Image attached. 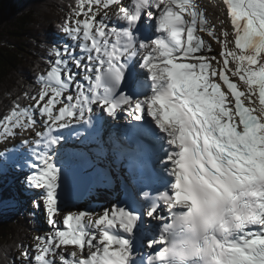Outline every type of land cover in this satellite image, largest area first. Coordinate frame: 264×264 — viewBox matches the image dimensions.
I'll return each mask as SVG.
<instances>
[{"label":"snow or ice","instance_id":"snow-or-ice-1","mask_svg":"<svg viewBox=\"0 0 264 264\" xmlns=\"http://www.w3.org/2000/svg\"><path fill=\"white\" fill-rule=\"evenodd\" d=\"M222 4L217 25L198 0H73L34 91L0 115L49 229L0 264H264V0ZM100 114L161 145L164 184L140 209L60 206L63 130Z\"/></svg>","mask_w":264,"mask_h":264},{"label":"trees","instance_id":"trees-1","mask_svg":"<svg viewBox=\"0 0 264 264\" xmlns=\"http://www.w3.org/2000/svg\"><path fill=\"white\" fill-rule=\"evenodd\" d=\"M72 2L0 0V115L22 90L34 91L35 77L45 68L47 48L57 42L59 25ZM7 192L3 189L0 195ZM39 225L38 218L24 215L0 219V261L4 249L15 253L18 242L29 244Z\"/></svg>","mask_w":264,"mask_h":264},{"label":"bare ground","instance_id":"bare-ground-1","mask_svg":"<svg viewBox=\"0 0 264 264\" xmlns=\"http://www.w3.org/2000/svg\"><path fill=\"white\" fill-rule=\"evenodd\" d=\"M103 117L106 127L105 138H107L108 136L107 127L111 126L112 122L113 124H117L118 128L119 125L126 121L123 118H120L117 121H113L111 118L106 117L105 115H103ZM105 138L103 139V142L107 143L105 144V148L104 150H102L101 155H98L94 150L95 147H98V142L87 143L83 147H74L69 145L70 148L74 147L73 152H67L71 156V160L79 165L82 164L83 166H85L86 172H89L95 176L94 178L92 177V185L90 186L86 197L81 203L65 205L60 202V206L62 208L71 209L72 211H94L97 208H102L105 203L110 204V207L116 203H123V187L125 184H133V180H131V174L135 175V173L124 171V168H121L116 164V157L110 151L114 143L111 140ZM62 153V155L56 153L54 156L55 163L61 168L65 167L63 163L64 159L66 158L63 150ZM86 156L87 158L91 159L92 163L88 164ZM117 184L120 187H118ZM112 193H114V195ZM112 199L115 200L113 201V203H111Z\"/></svg>","mask_w":264,"mask_h":264},{"label":"rangeland","instance_id":"rangeland-1","mask_svg":"<svg viewBox=\"0 0 264 264\" xmlns=\"http://www.w3.org/2000/svg\"><path fill=\"white\" fill-rule=\"evenodd\" d=\"M198 7L200 8V10H203L206 18L212 24L218 25L219 20L226 19V12L224 11L222 0H198ZM227 27L228 30L231 31V26L228 25ZM205 39L208 38L205 36ZM62 40L63 37L60 34L57 42H60ZM209 43L212 44L213 55L220 51V46L214 41L209 40ZM21 139L22 137H17L16 140L9 141L6 145H0V151H4L5 149L8 150L12 147L14 148L17 144H20ZM0 159L2 158L0 157ZM2 163L5 162H2V160H0V193L3 194V189H7L8 192L4 195H0V219L3 220L5 218H11L18 215L31 217L30 213L32 211V200L35 196V192L30 190L25 183V171L28 172L29 170L25 168V170L23 171L18 166H16V168L15 166L13 168H10L6 165H2ZM117 186L120 187L118 184ZM112 194L114 195V193ZM113 201L115 200L112 199L111 203H113ZM105 204L102 208L95 209L94 212L99 213L105 208H110V204ZM36 218L39 219L40 225L37 229L34 230L29 244L34 243L33 237L41 235L49 230L47 224L45 223L44 215L42 212H38L36 214Z\"/></svg>","mask_w":264,"mask_h":264},{"label":"water","instance_id":"water-1","mask_svg":"<svg viewBox=\"0 0 264 264\" xmlns=\"http://www.w3.org/2000/svg\"><path fill=\"white\" fill-rule=\"evenodd\" d=\"M62 169L61 187L58 190L60 202L67 204L81 203L92 185V175L86 172L85 166L77 163L65 166Z\"/></svg>","mask_w":264,"mask_h":264}]
</instances>
